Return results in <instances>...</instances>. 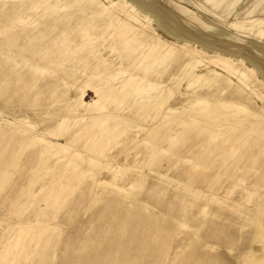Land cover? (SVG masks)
Returning <instances> with one entry per match:
<instances>
[{
    "label": "rangeland",
    "instance_id": "374dc122",
    "mask_svg": "<svg viewBox=\"0 0 264 264\" xmlns=\"http://www.w3.org/2000/svg\"><path fill=\"white\" fill-rule=\"evenodd\" d=\"M247 58L264 0H0V264H264Z\"/></svg>",
    "mask_w": 264,
    "mask_h": 264
},
{
    "label": "bare ground",
    "instance_id": "6f19581e",
    "mask_svg": "<svg viewBox=\"0 0 264 264\" xmlns=\"http://www.w3.org/2000/svg\"><path fill=\"white\" fill-rule=\"evenodd\" d=\"M127 2H130L131 3V0L129 1V0H126ZM136 8V7H135ZM141 12H143V11H141ZM185 12V11H184ZM186 15H188V16H190L192 19H195L197 22H199V23H201L204 27H206L207 29H209L211 32H214V33H217V34H219V35H225V32H223V31H221L220 29H218V28H216L215 26H212L211 24H209V23H207V22H205L204 20H202L200 17H198V16H196L195 14H193V13H185ZM150 16H151V20H153V22H154V18H155V16H152L151 14H150ZM155 23V25H156V28L158 29V30H160V31H162V32H164V33H166L165 32V29L160 25V24H158V23H156V22H154ZM153 23V24H154ZM170 27V26H169ZM167 29V28H166ZM168 30V29H167ZM165 35V34H164ZM170 35L171 36H173V34H171L170 33ZM178 38V37H177ZM175 39V38H174ZM177 40V39H176ZM221 41V40H220ZM219 43H222V42H219ZM213 50V49H212ZM254 51V50H253ZM235 57V56H234ZM246 60V62L249 64V65H251L253 68H257L259 71H261L262 73H263V75H264V72L262 71V69L261 68H258L257 67V65L253 62H251L250 60H248V58L247 59H245ZM99 101V100H98Z\"/></svg>",
    "mask_w": 264,
    "mask_h": 264
}]
</instances>
